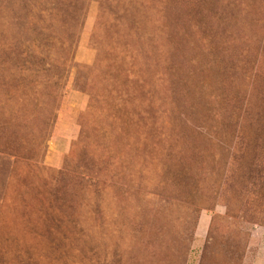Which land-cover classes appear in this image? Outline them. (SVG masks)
<instances>
[{"label": "rangeland", "instance_id": "obj_1", "mask_svg": "<svg viewBox=\"0 0 264 264\" xmlns=\"http://www.w3.org/2000/svg\"><path fill=\"white\" fill-rule=\"evenodd\" d=\"M0 264H264V0H0Z\"/></svg>", "mask_w": 264, "mask_h": 264}]
</instances>
